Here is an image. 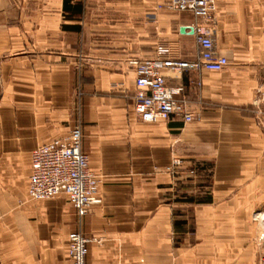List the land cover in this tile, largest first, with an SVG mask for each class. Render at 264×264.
<instances>
[{
    "label": "crops",
    "instance_id": "0c3cea01",
    "mask_svg": "<svg viewBox=\"0 0 264 264\" xmlns=\"http://www.w3.org/2000/svg\"><path fill=\"white\" fill-rule=\"evenodd\" d=\"M162 0H0V264H260L264 233V0H216L221 72H167L194 119L145 123L136 69L194 61L190 12ZM200 22V21H198ZM82 128L101 204L28 197L32 152ZM180 166L169 172L173 160Z\"/></svg>",
    "mask_w": 264,
    "mask_h": 264
},
{
    "label": "built area",
    "instance_id": "2783aa9c",
    "mask_svg": "<svg viewBox=\"0 0 264 264\" xmlns=\"http://www.w3.org/2000/svg\"><path fill=\"white\" fill-rule=\"evenodd\" d=\"M158 8L190 12L194 16L197 23L192 25V30L198 44V54L194 61L162 58L142 61L136 69L135 114L145 123L164 122L172 117L191 123L194 115L182 97L183 87L170 85L166 74L169 71L221 72L229 66L228 59L216 51L212 28L205 25L215 17L216 0H162ZM82 139V128L76 126L66 137L38 146L32 152L28 188L30 200H50L65 194L80 216H85L92 207L101 204V181L91 171L89 156L82 149ZM181 164L182 161L175 158L173 167L168 171L173 172ZM255 217L264 229V209L256 213ZM90 243L91 239L80 232L69 235L71 264H86ZM260 264H264V251Z\"/></svg>",
    "mask_w": 264,
    "mask_h": 264
},
{
    "label": "rangeland",
    "instance_id": "374dc122",
    "mask_svg": "<svg viewBox=\"0 0 264 264\" xmlns=\"http://www.w3.org/2000/svg\"><path fill=\"white\" fill-rule=\"evenodd\" d=\"M263 209H264V208H263ZM263 209L256 211V212L253 214V217H252V221H253L255 224H257L261 229H263V228L261 227L260 222L257 221V220H255V218H256L255 215H256V213L262 211ZM262 231H263V233H264V229H263Z\"/></svg>",
    "mask_w": 264,
    "mask_h": 264
}]
</instances>
